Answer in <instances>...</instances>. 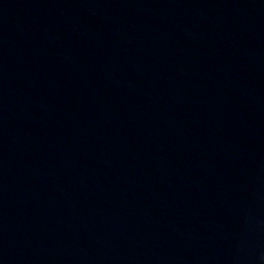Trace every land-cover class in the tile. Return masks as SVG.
I'll use <instances>...</instances> for the list:
<instances>
[{
  "label": "water",
  "instance_id": "1",
  "mask_svg": "<svg viewBox=\"0 0 264 264\" xmlns=\"http://www.w3.org/2000/svg\"><path fill=\"white\" fill-rule=\"evenodd\" d=\"M0 264H264V0H0Z\"/></svg>",
  "mask_w": 264,
  "mask_h": 264
}]
</instances>
